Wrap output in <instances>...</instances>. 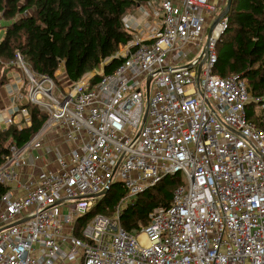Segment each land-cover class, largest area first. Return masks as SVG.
Masks as SVG:
<instances>
[{"label": "built area", "instance_id": "1", "mask_svg": "<svg viewBox=\"0 0 264 264\" xmlns=\"http://www.w3.org/2000/svg\"><path fill=\"white\" fill-rule=\"evenodd\" d=\"M149 4L152 23L151 14L137 27L124 16L136 33L113 56L123 61L112 73L103 65L59 86L19 52L10 62L21 73L6 85L13 105L5 128L18 115L27 119L23 103L48 118L24 145L10 143L0 165L8 187L0 264H264V129L247 111L251 103L264 109V96L253 95L240 74L213 72L228 15L209 29L227 0ZM57 129L73 146L56 152L54 168L24 171ZM176 175L182 184L171 205L152 212L140 233L125 230L122 208ZM116 182L126 195L113 215L96 214L78 235L77 219Z\"/></svg>", "mask_w": 264, "mask_h": 264}, {"label": "trees", "instance_id": "2", "mask_svg": "<svg viewBox=\"0 0 264 264\" xmlns=\"http://www.w3.org/2000/svg\"><path fill=\"white\" fill-rule=\"evenodd\" d=\"M149 2L158 6L159 0H0V17L6 22L0 41V88L11 78L14 66L10 62L17 52L36 74L56 78L57 70L63 67L68 83L99 69L121 45L133 39L124 25V16L138 4ZM228 19V27L217 43L213 72L222 77L240 74L253 95L264 96V0H233ZM122 61L114 58L104 66V72H114ZM99 79V75L94 77V81ZM23 106L29 110L31 121L22 128L10 125L0 130V165L10 153V143L24 145L48 118L47 112L31 102ZM248 116L260 127L253 113L248 112ZM180 184L179 175L165 176L138 194L120 212L123 228L140 233L152 212L171 205L173 192ZM7 190L0 184V200ZM125 195L119 182L113 184L77 219L76 233L81 235L82 226L96 214L113 215Z\"/></svg>", "mask_w": 264, "mask_h": 264}, {"label": "crops", "instance_id": "3", "mask_svg": "<svg viewBox=\"0 0 264 264\" xmlns=\"http://www.w3.org/2000/svg\"><path fill=\"white\" fill-rule=\"evenodd\" d=\"M139 6H142V8L144 7L142 4ZM139 6H138V8H139ZM3 37H1L0 41L3 39ZM60 69L64 71L63 67H61ZM17 74L18 73L15 72V68L11 70L10 77L14 76L15 79L13 81H10V85H12L14 82L17 81V79H18ZM4 87H6V86H3L0 90V94H2L3 96H4V93H6V90L4 89ZM1 97L2 96L0 95V98ZM5 97L8 98L6 96V94H5ZM6 101H7V99H6ZM7 102L5 104H7ZM0 104H3L2 99H0ZM247 111L253 113V115L255 116L254 119H256V121L259 122L258 124L260 125V127L264 129V109L261 106L252 105V107H250V105H248ZM3 128H5V127H3ZM45 136L43 137L44 147L40 150H36L33 152V154L28 158L30 164L28 166L24 167V169H23L24 171L36 173L42 167L54 168L56 166V163H55L56 152L57 151L58 152H66V151H68L67 149H69L73 146L71 143L64 141L62 132L58 129H57V131L49 132ZM37 155L39 157L35 158V156H37Z\"/></svg>", "mask_w": 264, "mask_h": 264}, {"label": "rangeland", "instance_id": "4", "mask_svg": "<svg viewBox=\"0 0 264 264\" xmlns=\"http://www.w3.org/2000/svg\"><path fill=\"white\" fill-rule=\"evenodd\" d=\"M142 5L144 6L143 8H142V6H139V4H138L139 8L137 6L134 10H132L131 12H129L127 14L128 15L127 18L130 19V23L133 27H137L139 24H141L142 21L144 20V17L147 14H151V16L149 18H147L146 21H149L150 23H152L154 21V15H153L154 9L151 8V5L149 3H148V5L147 4H142ZM152 5L156 7L155 3ZM5 32H6V22L4 20H2V26L0 27V39H1V37H3L5 35ZM135 33H136L135 31L132 32L133 37H134ZM205 42H206V40H205ZM124 46L125 45L120 46L119 51L124 49ZM103 65H105V62H103L101 64L100 68L98 69L99 72L103 71ZM15 72H17L18 73L17 76L20 77L21 72L17 71V69H15ZM14 79H15V77L11 76L10 80L6 84L9 85L10 81H13ZM56 79L58 81L59 86H65L68 83L66 81L64 71L61 70L60 68L56 72ZM6 84L4 86H6ZM1 88H0V90H1ZM4 89L6 90V93H4V96L2 94H0L2 96L0 99H2V101H3V104H0V130H2L3 127H5V124H3L4 123L3 120L5 119L6 116H8V112L11 111L10 107L13 105V95H12V92L10 90V87L6 86V87H4ZM5 94L8 98L5 97ZM6 99L8 102L6 101ZM6 102H7V104H5ZM145 106H146V101H145ZM29 116H30V113H29ZM29 116H27V119H30L28 122V120L24 116L18 115L16 118L17 122L10 124V125H18V127H19V125H21V126L25 125V124L28 125L31 121V117H29ZM10 125L6 126V128H4V129H7ZM100 197H98V198H100ZM75 264H77V263H75Z\"/></svg>", "mask_w": 264, "mask_h": 264}, {"label": "water", "instance_id": "5", "mask_svg": "<svg viewBox=\"0 0 264 264\" xmlns=\"http://www.w3.org/2000/svg\"><path fill=\"white\" fill-rule=\"evenodd\" d=\"M232 3H233V0H227V4H226V7H225V9H224L222 15H221V16H220V17H219L214 23H212V25H211V27H210V29H209V35H211V32H212V30L215 28V26L217 25L219 19H220L221 17L227 16V15L229 14L230 9H231V6H232ZM139 5H140V4H139ZM114 58H115V57H113V56H112L111 58H109V59L107 60V62L105 63V65H106L107 63H109L110 61H112ZM105 65H104V66H105ZM148 84H149V82H148ZM107 193H108V190L105 191L104 193L99 194L98 197H99V196H102V195H105V194H107Z\"/></svg>", "mask_w": 264, "mask_h": 264}, {"label": "bare ground", "instance_id": "6", "mask_svg": "<svg viewBox=\"0 0 264 264\" xmlns=\"http://www.w3.org/2000/svg\"><path fill=\"white\" fill-rule=\"evenodd\" d=\"M215 74H217V73H215ZM218 75H219V74H218ZM141 239H142V240H145V237H144V235H142Z\"/></svg>", "mask_w": 264, "mask_h": 264}]
</instances>
